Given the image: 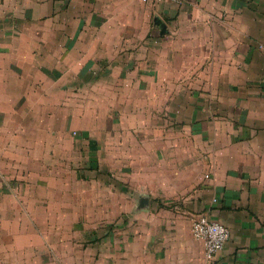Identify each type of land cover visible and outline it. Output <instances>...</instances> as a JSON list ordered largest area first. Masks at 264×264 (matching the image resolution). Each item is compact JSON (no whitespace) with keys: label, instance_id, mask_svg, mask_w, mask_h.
<instances>
[{"label":"crops","instance_id":"crops-1","mask_svg":"<svg viewBox=\"0 0 264 264\" xmlns=\"http://www.w3.org/2000/svg\"><path fill=\"white\" fill-rule=\"evenodd\" d=\"M11 126L31 138L23 169L31 159L47 186L37 212L65 226L67 212H95L128 232L98 264H264V0H0ZM89 176L94 201L78 207L68 178ZM199 215L230 234L212 261L191 234Z\"/></svg>","mask_w":264,"mask_h":264},{"label":"rangeland","instance_id":"rangeland-1","mask_svg":"<svg viewBox=\"0 0 264 264\" xmlns=\"http://www.w3.org/2000/svg\"><path fill=\"white\" fill-rule=\"evenodd\" d=\"M24 26L28 24L25 23ZM108 113L110 115L112 112ZM59 119L56 117V123ZM6 129L0 130V264H98L99 254L112 252L109 251L113 247L110 239L114 236L122 242L128 232L123 229L113 232L111 228H100L98 220L95 219V212H67L66 226L63 224L62 212H37L38 195L47 193V186L44 187L47 177L41 181L44 183L41 187L44 188L36 190L30 175L33 168V171H36V165L31 159L25 158L23 169L19 162L22 159L21 151L31 149L19 148V142H26L31 138L26 137V131L22 133L20 130L19 137L15 127ZM77 137V132L72 131L71 135L61 139H79ZM76 148L75 146L72 148L74 156L86 155L85 148ZM16 152L20 153L16 155ZM74 156L71 158V164L81 169L82 164H77ZM74 170L73 168L69 170L71 175L74 174ZM43 172L47 175V166L43 167L41 173ZM73 179L74 177L68 178L69 185L72 184L71 187L76 191L79 188L84 195V199L78 196L72 198L73 202L80 207L85 202V197L94 201V197H91L96 194L97 188L94 178L89 176L86 181L81 182ZM42 198L47 202L46 196ZM16 208L18 210H15ZM49 220L52 225L49 224ZM105 237H108V240L102 242L100 239H106ZM120 245L117 241L114 244ZM107 248L109 250H106Z\"/></svg>","mask_w":264,"mask_h":264},{"label":"built area","instance_id":"built-area-1","mask_svg":"<svg viewBox=\"0 0 264 264\" xmlns=\"http://www.w3.org/2000/svg\"><path fill=\"white\" fill-rule=\"evenodd\" d=\"M165 1L179 5L182 0ZM191 234L195 241L202 243L206 261H212L224 249L230 236L225 226L213 221L207 215H199L192 221Z\"/></svg>","mask_w":264,"mask_h":264},{"label":"water","instance_id":"water-1","mask_svg":"<svg viewBox=\"0 0 264 264\" xmlns=\"http://www.w3.org/2000/svg\"><path fill=\"white\" fill-rule=\"evenodd\" d=\"M153 24L160 30V35H163L167 32L166 25L158 18H154ZM137 204V208L144 209L147 208V206L149 205V200L147 197L141 196L137 200Z\"/></svg>","mask_w":264,"mask_h":264}]
</instances>
